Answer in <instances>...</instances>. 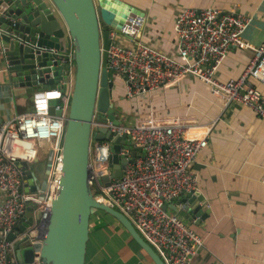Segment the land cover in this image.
I'll return each instance as SVG.
<instances>
[{
	"label": "built area",
	"instance_id": "obj_1",
	"mask_svg": "<svg viewBox=\"0 0 264 264\" xmlns=\"http://www.w3.org/2000/svg\"><path fill=\"white\" fill-rule=\"evenodd\" d=\"M250 22L251 17L237 11L185 8L175 25L178 55L172 56L137 40L144 17L132 14L120 33L113 30L110 34L108 67L117 79H123L128 99L191 75L227 104L241 103L264 118V94L257 86L264 87V41L254 45L244 39L243 33ZM122 39L133 43L125 45ZM232 46L249 49L254 57L240 77L221 80L216 77V70ZM74 56L72 48L61 57L69 71L74 66ZM72 85L68 79L35 89L31 111L2 118L0 122V264H20L16 240H10L9 235L22 223L32 201L37 202L33 224L17 239L29 237L34 260L28 264L44 263L41 234L47 229V216L60 188ZM53 100L59 102L53 104ZM92 127L94 131L106 128L114 137L126 136L138 148L134 153L121 144L119 154L128 162L123 176L117 178L110 166L114 152L112 140L91 142L89 183L96 200L124 212L166 264H194L204 238L165 206L173 204L182 208L179 198L199 189L197 158L208 146L214 123L199 125L183 117L164 118L150 112L131 124L94 118ZM38 157L46 160L48 177L35 197L26 190L30 186L19 163L27 161L34 169ZM107 175L110 185L104 181Z\"/></svg>",
	"mask_w": 264,
	"mask_h": 264
},
{
	"label": "water",
	"instance_id": "obj_2",
	"mask_svg": "<svg viewBox=\"0 0 264 264\" xmlns=\"http://www.w3.org/2000/svg\"><path fill=\"white\" fill-rule=\"evenodd\" d=\"M132 14L144 16L143 11L123 0H0L3 62L7 83L14 87L19 113L33 109L32 95L39 83L54 86L70 79V67L62 63L61 57L72 48L75 54V75L63 138L60 188L47 216V229L41 234L43 264H86L95 209L116 218L156 264H166L124 212L96 200L89 183L92 140H112L114 152L110 166L117 178L123 176L128 162L119 154L121 144L134 153L138 151L126 136L114 137V133L106 128L94 131L92 127L96 114L103 121L123 123L113 101L117 77L108 67V49L111 32L120 33ZM51 111L54 112L53 107ZM19 165L30 186L26 190L38 197L46 178V160L36 158L34 169L27 161H21ZM104 181L110 185V176H105ZM199 196L196 191L182 195L178 200L185 206L188 221L208 216V208L201 204ZM36 204V201L30 203L24 220L9 235L10 240H16L20 264L34 260L29 237H17L33 224ZM165 207L179 211L173 204Z\"/></svg>",
	"mask_w": 264,
	"mask_h": 264
},
{
	"label": "crops",
	"instance_id": "obj_3",
	"mask_svg": "<svg viewBox=\"0 0 264 264\" xmlns=\"http://www.w3.org/2000/svg\"><path fill=\"white\" fill-rule=\"evenodd\" d=\"M123 1L144 12L137 40L172 56L178 55L175 25L185 8L213 7L245 14L251 22L243 33L244 39L254 45L264 41V0ZM121 42L133 43L128 39ZM2 55L0 41V117L6 119L19 112L14 87L7 83ZM253 57L249 49L232 46L216 70V77H240ZM69 72V81H73V72ZM47 85L39 83L35 89ZM257 86L264 94V87ZM113 101L121 110L122 117H118L123 123H133L150 112L164 118L183 117L199 125L214 123L208 146L199 154L196 165L200 173L197 191L201 204L208 208V216L188 221L180 202L179 211L169 210L178 213L204 238L194 264H264V118L241 103L227 104L191 75L133 99L125 97L124 81L118 78ZM96 210L91 218L86 264H156L116 218Z\"/></svg>",
	"mask_w": 264,
	"mask_h": 264
},
{
	"label": "rangeland",
	"instance_id": "obj_4",
	"mask_svg": "<svg viewBox=\"0 0 264 264\" xmlns=\"http://www.w3.org/2000/svg\"><path fill=\"white\" fill-rule=\"evenodd\" d=\"M72 72H73V79H74V75H75V66H73L72 68ZM73 82V81H72ZM36 88H39V87H36ZM116 111H117V114H118V116H120V117H122V115H121V110H119V109H116ZM95 118H99V116L96 114V117ZM125 124H131V123H127L128 121L127 120H125ZM95 143V140H92V144H94ZM43 153L45 154L46 153V151L44 150L43 151ZM34 166H35V164H34ZM96 211H98V212H100V213H103L104 211L103 210H100V209H97ZM170 212H172L171 210H170ZM104 214V213H103ZM181 217V216H180ZM114 218V217H113ZM182 218V217H181Z\"/></svg>",
	"mask_w": 264,
	"mask_h": 264
}]
</instances>
